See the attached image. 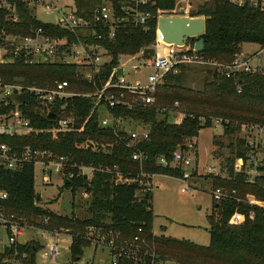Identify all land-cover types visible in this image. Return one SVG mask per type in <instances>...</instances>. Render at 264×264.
<instances>
[{"label": "trees", "instance_id": "obj_1", "mask_svg": "<svg viewBox=\"0 0 264 264\" xmlns=\"http://www.w3.org/2000/svg\"><path fill=\"white\" fill-rule=\"evenodd\" d=\"M18 21L11 19L6 9L0 8V45L6 36L26 37L42 29L44 34L52 37L65 38L67 48L77 41L76 36L62 30L53 24L45 23L36 17V13L28 7L24 0H15ZM72 6L79 15L92 17L93 11L104 3H112L119 16L130 20L118 30L113 40H95L108 51L112 61L102 67L95 82L88 84L80 80V68L67 62L48 65L25 63L22 58L11 63L0 62V76L8 83L37 85L42 88H52L56 82L68 81L69 90L79 94L94 93L108 81L113 69L119 66L121 56H136L143 50L152 47L156 41L157 16L159 10H173L177 0H149L145 7L139 10L150 14L146 26L134 27L131 24L132 0H72ZM129 11L126 14L122 8ZM191 17L203 16L209 18L206 22L204 50L201 55L207 60H216L221 64H230L234 57L242 54L244 44H256L264 48V11L252 7H239L225 0H207L196 11H191ZM195 39L188 43L194 47ZM180 73L169 74L156 93L154 106L126 109L118 107L111 109L116 117H126L144 123L149 129V139L139 144V148L148 155L149 160L141 166L132 160L131 150L116 146L111 152L103 151L102 147L115 143L116 132L111 128L99 127L100 113L96 110L84 131L58 134H38L1 138L16 150L26 147L32 149H48L57 155L69 156L72 162L93 165L95 167L113 168L118 166L124 173H140L144 171L158 175L182 177V170L163 168L157 165L159 157L168 162L173 160V154L196 139L201 130L213 128L215 120H222L224 135L232 138L230 144L233 158L225 159V166L219 175L210 174L214 189L224 188L236 190V200L222 202L213 201V212L208 217L210 223V244L198 245L188 240H178L165 235L153 234L155 215L152 209L153 194H143L136 185H117L111 174L97 172L92 182L75 178L63 188L77 190L85 189L91 195L86 204L91 218L79 219L75 215L63 217L36 204L35 169L33 165H25L21 170H3L0 174V192H6L8 199L0 201L8 214L26 217L39 230H68L72 237L70 245V264H79L85 250L91 247L88 238L89 228H103L106 232H120L119 240L132 244L136 237L140 238V254H147L141 264H157L173 261L177 264H264V209L243 202L247 195L254 196L264 202V176L250 181L245 173H237L234 164L237 158L246 160L250 151L245 141L239 138L244 124L264 125V73H241L227 78L217 71H209L205 88L196 92L181 85ZM241 90L239 93L238 90ZM94 97L77 96L71 99L56 101L52 111L59 115L60 108L66 105V113L77 117L76 127H82L94 108ZM175 102L188 116L179 124L170 122L169 112ZM38 100L30 96L28 106L21 107L33 126L42 129L52 128L54 122L37 110ZM193 115V118L190 117ZM163 118L160 119L159 117ZM202 118L204 121H200ZM118 134H124L118 132ZM234 140V141H233ZM92 142L98 146L97 151L79 149L78 145ZM223 144L217 142L216 146ZM215 155L221 157V150ZM264 171V169L262 170ZM196 176V172H194ZM142 193L136 196V193ZM51 203H55L52 201ZM251 212L255 213L251 218ZM48 219L45 222V219ZM142 232H139V230ZM43 248L38 241H31L18 247L21 254H27L25 264H38V253ZM3 255L0 253V260ZM119 264H137L133 260H121Z\"/></svg>", "mask_w": 264, "mask_h": 264}, {"label": "built area", "instance_id": "obj_2", "mask_svg": "<svg viewBox=\"0 0 264 264\" xmlns=\"http://www.w3.org/2000/svg\"><path fill=\"white\" fill-rule=\"evenodd\" d=\"M61 0H24L28 7L37 11L42 8L46 15L57 16L55 21L50 23L62 30L73 33L77 41L71 47L67 48V40L60 37H52L44 34L42 29L28 35L26 37L15 36L13 40L4 42L0 45V62L11 63L15 59L22 58L25 63L30 65L35 64H53L60 62H68L75 64L80 68V80L91 84L95 82V78L100 74L102 67L109 64L112 59L108 51L99 43H92L90 40H113L118 30L124 28L122 25L130 20L119 16L118 11L112 3H104L94 9L92 17L79 15L76 8L71 6H58ZM230 4L239 7H252L264 11V0H225ZM15 0L0 1V8L6 9L11 19L14 22L18 21ZM135 4V9H132L131 24L134 27L146 26L150 19V14L139 10L140 7H145L149 0H132ZM179 8V6H178ZM173 10L170 16H180L181 9ZM126 14L129 11L122 8ZM185 15L187 10L185 9ZM162 17L160 15L158 19ZM158 22V20H157ZM158 26V23H157ZM155 44L150 47L155 49V55L147 60L146 67L152 72L145 81L137 80L135 84L128 83L124 77L118 76V67H115L105 85L98 88L94 93L79 94L69 90L68 81L56 82L52 88H42L37 85H24L20 83H8L0 76V139L23 137L38 134H51L56 138L58 134L68 132L84 131L86 123L91 118V115L98 110L100 113L99 127L111 128L116 132L117 140L115 143L107 144L102 147L103 151L111 152L116 146H123L132 152V160L138 162L141 166L146 164L149 157L140 148L139 144L149 139V129H131L125 130L127 124L126 117H116L111 113V109L118 107L132 109L135 107L146 108L155 105L156 93L158 88L163 84L164 79L169 74L180 73L181 67L197 65L206 66L217 71L219 74L232 78L241 73H264V67H253L252 59L238 54L230 64H221L216 60H207L201 52L195 51L189 45L178 46L164 42L161 33L157 28ZM13 37V36H10ZM143 52V51H142ZM141 52V53H142ZM260 54V53H259ZM71 56L73 62L65 60L64 57ZM108 58V59H107ZM120 62V61H118ZM120 67V66H119ZM140 70V68H138ZM240 93L241 90L239 89ZM27 94L28 100L26 104L17 105L12 101V97L16 95ZM30 96L38 100L37 110L41 114L48 116L55 114L52 111L56 101L61 99H71L77 96L94 97V108L85 121L84 125L77 129V117L74 114L66 113V105L60 108V114L56 115V121L52 128L42 129L32 125L21 107L28 106ZM169 112L170 118L175 119V123H181L188 114L181 108L179 102H175L171 110L162 108L161 112ZM193 118V115H190ZM171 118V119H172ZM130 120V119H129ZM200 121H204L200 118ZM215 123L222 125V120H215ZM243 136H240L249 147L250 151L246 160L237 158L234 164V170L237 173H245L250 181L256 180L258 177L264 176V125L244 124L241 128ZM122 132L124 134H118ZM187 149L178 148L173 154V160L168 162L164 157H159L157 165L163 168L180 169L182 177L180 178L186 183V188L181 190L182 193H187L190 189V182L194 178L193 162L191 157L196 150L194 141L186 145ZM79 149L98 150V146L92 142H86L77 146ZM25 165H33L36 172L40 175L41 182L44 186H51L54 176H58L61 182L66 184L71 183L75 178L85 179L87 183L92 182L97 172L111 174L113 181L117 185H136L141 188L143 194L154 192L156 179L158 174L146 172L141 169L140 173H124L121 172L118 166L113 168H98L93 165L78 164L72 162L69 156L57 155L48 149H32L26 147L22 150H16L7 143L0 141V174L3 170L18 171ZM209 174L219 175L217 167H211L208 170ZM192 183V182H191ZM212 200L214 202H222L227 200H236V190H228L224 188H216L211 191ZM91 196V195H90ZM8 194L0 192V201H6ZM248 205L257 206L264 209V202H260L252 195H247L243 200ZM251 218H254L255 213L251 212ZM48 219H45L47 222ZM37 230L34 226L28 224L27 219L18 217L14 214H8L5 208L0 204V250L3 257L0 264H25L27 254H21L18 247L24 245L21 238L27 232ZM39 230V229H38ZM44 236L50 237L52 240L45 244V247L38 253L43 260L55 262L63 254L61 245V231L40 230ZM139 232H142L140 229ZM94 234L96 243L102 241L110 253L112 264H119L121 260H133L137 264L143 263L147 254H140V238L136 237L132 244L126 241L119 240L120 232H106L103 228H89L88 238L93 241ZM93 235V236H92ZM45 238V237H44ZM72 243V237H71ZM70 243V245H71Z\"/></svg>", "mask_w": 264, "mask_h": 264}, {"label": "rangeland", "instance_id": "obj_3", "mask_svg": "<svg viewBox=\"0 0 264 264\" xmlns=\"http://www.w3.org/2000/svg\"><path fill=\"white\" fill-rule=\"evenodd\" d=\"M207 0H177L173 10L179 6L180 9L187 8V14L190 15L191 11H196L198 7L204 4ZM72 0H61L58 6H72ZM178 8V9H179ZM159 10L158 17L170 16L173 11ZM36 17L44 22L55 21L57 16H48L42 8L36 11ZM191 16V15H190ZM203 17V16H199ZM158 23V22H157ZM15 37H7V41L13 40ZM244 57L253 59L251 65L253 67H264V48L256 44H244L242 46ZM260 53V54H259ZM65 60L73 62V58L64 57ZM120 63L125 67V79L128 83L135 84L137 80L145 81L149 74L152 72L150 68L146 67V62L141 59V55L137 56H121ZM136 68H140L139 72ZM214 71L212 68L206 66L190 65L185 66L181 75V85L185 88L192 89L196 92L203 91L207 79V73ZM160 119L163 117L160 116ZM172 118V117H171ZM169 119L174 122L175 119ZM148 128L147 125L141 122L127 119L125 130L143 129ZM242 130L238 135L243 136ZM70 133V132H68ZM66 134V133H64ZM232 138L224 135L223 126L219 123L213 122V128L201 130L196 140V150L191 154L193 162V171L196 172L193 180L190 182V189L187 193H182L181 190L186 188L180 178L171 176H158L156 179V186L153 194V212L155 215L154 233L156 236L165 235L178 240H188L198 245L208 246L210 244V223L208 217L213 212V200L211 191L214 189L213 180L208 173L209 168L217 167L222 172L225 166L226 158H233L231 153L230 144ZM194 141V139H192ZM234 141V140H233ZM217 142L223 144L221 147L216 146ZM220 148L221 157L215 155ZM214 175V174H213ZM63 183L58 176H54L51 186H44L41 182L38 171L36 172L35 188L37 194H42L47 202L54 201L55 203L41 204L43 208L49 209L55 214L63 217H71L75 215L79 219L91 218L88 212V202L91 200L90 193L85 189L77 190L75 193L68 188H63ZM142 193H136L140 196ZM257 200V199H256ZM28 224L33 226L28 218ZM40 230H33L21 238L23 244L28 242L38 241L45 247V244L50 242V237L42 235ZM93 236V235H92ZM96 236L94 234L91 247L85 250L84 256L79 264H102V260L106 264H112V259L108 248L102 244L96 243ZM61 245L63 254L55 262L43 260L40 254L38 264H70V243L71 236L68 230H61ZM1 252V250H0ZM177 264L173 261L157 263V264Z\"/></svg>", "mask_w": 264, "mask_h": 264}, {"label": "water", "instance_id": "obj_4", "mask_svg": "<svg viewBox=\"0 0 264 264\" xmlns=\"http://www.w3.org/2000/svg\"><path fill=\"white\" fill-rule=\"evenodd\" d=\"M209 18L205 17H191L185 15V10L181 9L180 16H162L158 19V30L164 42L168 44H175L178 46H186L191 39H195L194 49L197 52L204 50V39L202 36L206 32V22ZM155 55V49L147 48L143 51L142 60H147ZM118 76H123V68H118ZM28 100L27 94L16 95L12 97V101L17 105L26 104ZM47 120L56 121L55 114H49ZM70 182H67L69 184ZM51 203L47 202L42 194L37 195L36 204L45 205Z\"/></svg>", "mask_w": 264, "mask_h": 264}, {"label": "crops", "instance_id": "obj_5", "mask_svg": "<svg viewBox=\"0 0 264 264\" xmlns=\"http://www.w3.org/2000/svg\"><path fill=\"white\" fill-rule=\"evenodd\" d=\"M0 1H2V0H0ZM178 8V7H177ZM182 9H187V8H182ZM35 13H36V11L35 10H33ZM44 22V21H43ZM51 21H49V22H45V23H49V24H51L50 23ZM13 37H15V36H13ZM194 48V47H193ZM144 51V50H143ZM142 54H143V52L142 53H140V55L142 56ZM139 55V54H138ZM137 56V55H136ZM71 59H72V57L71 56H69ZM132 57H134V56H132ZM108 59V58H107ZM253 60V59H252ZM144 61V60H143ZM68 63V62H67ZM69 64H72V63H69ZM120 66V67H119ZM119 66H118V68H123V75H125V67L123 66V64H121L120 62H119ZM135 69H136V71L137 72H139V69L138 68H136L135 67ZM173 123H175V122H173ZM178 124V123H177ZM194 142L196 143V140L194 139ZM158 176H164V175H158ZM36 177V176H35ZM256 199V198H255ZM261 202V201H260ZM42 206V205H41ZM263 209V208H262ZM154 230V229H153ZM153 234L155 235V233H154V231H153ZM156 236V235H155ZM102 264H106V261L105 260H102ZM165 264H170V263H165Z\"/></svg>", "mask_w": 264, "mask_h": 264}]
</instances>
